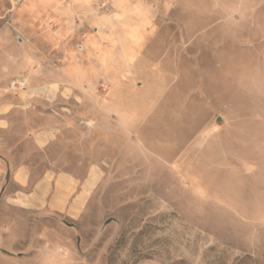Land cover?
Instances as JSON below:
<instances>
[{"label": "rangeland", "instance_id": "374dc122", "mask_svg": "<svg viewBox=\"0 0 264 264\" xmlns=\"http://www.w3.org/2000/svg\"><path fill=\"white\" fill-rule=\"evenodd\" d=\"M20 77L97 182L3 210L0 264H264V0H0V94Z\"/></svg>", "mask_w": 264, "mask_h": 264}, {"label": "crops", "instance_id": "0c3cea01", "mask_svg": "<svg viewBox=\"0 0 264 264\" xmlns=\"http://www.w3.org/2000/svg\"><path fill=\"white\" fill-rule=\"evenodd\" d=\"M26 83L21 91L0 94V213H63L69 201L67 207L78 215L97 182V166L84 152L89 155V140L79 121L58 120L56 109L37 105L40 98L52 102L58 89L44 85L50 90L34 93L42 86Z\"/></svg>", "mask_w": 264, "mask_h": 264}, {"label": "built area", "instance_id": "2783aa9c", "mask_svg": "<svg viewBox=\"0 0 264 264\" xmlns=\"http://www.w3.org/2000/svg\"><path fill=\"white\" fill-rule=\"evenodd\" d=\"M26 79L23 77L20 78H13L10 80L7 90H10L12 92H18L26 88Z\"/></svg>", "mask_w": 264, "mask_h": 264}]
</instances>
